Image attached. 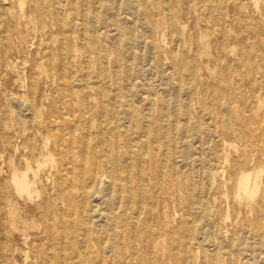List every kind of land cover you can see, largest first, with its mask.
Segmentation results:
<instances>
[{
    "label": "rangeland",
    "instance_id": "1",
    "mask_svg": "<svg viewBox=\"0 0 264 264\" xmlns=\"http://www.w3.org/2000/svg\"><path fill=\"white\" fill-rule=\"evenodd\" d=\"M4 94L0 264H264V0H0Z\"/></svg>",
    "mask_w": 264,
    "mask_h": 264
},
{
    "label": "bare ground",
    "instance_id": "2",
    "mask_svg": "<svg viewBox=\"0 0 264 264\" xmlns=\"http://www.w3.org/2000/svg\"><path fill=\"white\" fill-rule=\"evenodd\" d=\"M112 1V0H111ZM129 1V0H128ZM21 2V1H20ZM121 2V1H120ZM112 4V3H111ZM120 4V3H119ZM120 7V6H119ZM62 9V7H61ZM115 11V10H114ZM118 12V11H117ZM117 13H114V15L116 16ZM116 18V17H115ZM116 20V19H115ZM114 20V21H115ZM35 26V25H34ZM117 26V25H116ZM24 28V27H23ZM35 30V29H34ZM102 32V31H101ZM140 35V34H139ZM80 36V35H79ZM85 39V38H84ZM114 40V39H113ZM119 45V44H118ZM79 46V45H78ZM125 46V45H124ZM129 46V44H128ZM119 48V47H118ZM134 49V48H133ZM125 51V50H124ZM134 52V51H133ZM103 56V55H102ZM147 61V60H146ZM131 62H132V59H131ZM109 63V62H108ZM104 70V69H103ZM119 75V74H118ZM122 76V75H121ZM120 77V76H119ZM130 78V77H129ZM107 79V78H106ZM48 81V79H47ZM115 81V80H114ZM113 81V82H114ZM105 85V84H104ZM130 86V85H129ZM175 87V86H174ZM173 87V88H174ZM176 88V87H175ZM163 89V88H162ZM176 90V89H175ZM120 92V91H119ZM162 92V91H161ZM174 92V91H173ZM179 92V91H178ZM29 95L30 92H29ZM174 95V94H173ZM22 99V98H21ZM20 98H16L15 96L14 97H9L8 98V95L7 94H4V97H3V102H2V109H1V117H0V122H1V125H0V131H1V135L2 137L4 138L3 140H5L6 138V135L7 133L10 131V129L12 128L13 126V123L14 122H17V125H20V126H24L22 123H23V120H21V118L19 117V114L21 113V111L18 109V105L20 107H23L25 108L24 106L25 105H22V101H21ZM88 102V101H87ZM130 102V101H129ZM136 108V107H135ZM118 110V109H117ZM16 111H18V113H16ZM29 112V111H27ZM33 113V112H32ZM15 119V120H14ZM30 124H29V127L31 128L33 126V124H35V113H33L31 116H30ZM174 124V123H173ZM15 127V126H14ZM14 131V130H13ZM19 136L20 138L24 139L25 141V144H24V149H27L29 154L31 155L32 159L34 160L33 161V165L38 169V162L36 161V151L37 149H35L33 147V144L31 142H29V140L34 137L33 134H29L27 137H25V133L24 131H20L19 132ZM28 133V132H27ZM146 134V133H144ZM18 135V134H17ZM164 141V140H163ZM19 142V141H18ZM49 144V143H48ZM49 146V145H48ZM18 150V149H17ZM45 150V149H44ZM206 150V149H205ZM201 151V150H200ZM23 152V151H22ZM15 154V153H14ZM24 154V153H23ZM208 156V155H207ZM3 158V157H2ZM200 158V157H199ZM18 159V158H17ZM201 160V159H200ZM204 160V159H203ZM25 161H26V158H25ZM201 163V162H200ZM197 164V163H196ZM37 165V166H36ZM25 166H26V172L29 173L32 171V166L30 164V162H25ZM34 167V168H35ZM102 167H104V164H102ZM12 168V167H11ZM105 171L104 172H100V171H97L99 172L97 175L99 177V182L101 184H104L106 183L107 181H105L107 178V176H110L111 179H113L114 181L117 180V177H118V172L117 170L115 169V167H111L109 169L108 166L105 165ZM17 170V169H16ZM36 171V170H35ZM25 173H17L15 171H12L10 176H9V181H10V184L11 186L13 187V189L15 190V192L19 195H25L26 197L30 198V195L34 192V185H33V182L29 181L28 178H27V174ZM34 172V171H33ZM35 174V177H36V172L33 173ZM31 174V175H33ZM48 175V174H47ZM96 176V175H95ZM95 176H91L90 179H93L95 178ZM34 177V176H33ZM32 179V178H31ZM247 179V178H246ZM245 180L246 184H247V181ZM261 179V178H260ZM34 181V180H33ZM36 182V181H35ZM256 182V181H255ZM108 183V182H107ZM106 183V184H107ZM230 184V183H229ZM207 185V184H206ZM240 185V184H239ZM243 186H245L244 184H242ZM240 185V186H242ZM109 186V184H108ZM209 186V185H208ZM239 186V187H240ZM257 186V184H255V187ZM107 187V186H106ZM117 187V186H116ZM244 188V187H243ZM246 188V187H245ZM112 189V188H111ZM246 190V189H244ZM248 190V189H247ZM102 191V190H101ZM109 191V190H108ZM107 192V191H106ZM240 192V191H239ZM112 193V192H110ZM11 194V193H10ZM243 194V192H242ZM104 195V194H103ZM16 196V194H15ZM24 196V197H25ZM63 198L67 201V202H71V196L69 193H65V195H62ZM110 197V195H109ZM16 199V198H15ZM18 199V198H17ZM97 199V198H96ZM22 202V201H21ZM25 202V201H24ZM27 202V201H26ZM31 202V200H30ZM37 202V201H36ZM35 202V204H37ZM95 202V200H94ZM8 203V201H7ZM26 204V203H25ZM31 204V203H30ZM22 205V204H21ZM110 205V204H109ZM227 205V204H226ZM31 206V205H29ZM107 207V206H106ZM163 207V206H162ZM110 208V207H109ZM168 210V209H167ZM9 211V210H8ZM7 211V212H8ZM228 211V210H227ZM96 214V213H95ZM228 214V213H227ZM9 217V216H8ZM102 219V218H101ZM25 220V219H24ZM105 220V219H104ZM47 223V222H46ZM96 223V222H95ZM104 223V222H103ZM96 225V224H95ZM163 227V226H162ZM168 227V226H167ZM167 229V228H166ZM112 230V229H111ZM39 231V230H38ZM203 231V230H202ZM37 232V231H36ZM16 234V233H15ZM14 235V234H13ZM18 235V234H17ZM133 236V235H132ZM113 238V237H112ZM225 238V237H224ZM223 240V239H222ZM225 240V239H224ZM215 241V240H214ZM226 241V240H225ZM224 241V243H225ZM108 243V242H107ZM134 244V243H133ZM226 245V244H224ZM109 246V245H108ZM222 246V244L220 245ZM256 249V248H255ZM211 250V249H210ZM250 251V250H249ZM252 251V250H251ZM250 251V252H251ZM112 253V252H111ZM110 253V254H111ZM39 259V258H38ZM82 262V260H81ZM111 264V263H110Z\"/></svg>",
    "mask_w": 264,
    "mask_h": 264
}]
</instances>
